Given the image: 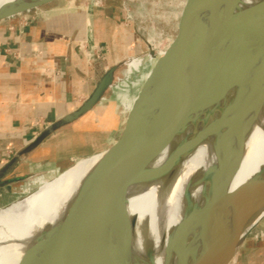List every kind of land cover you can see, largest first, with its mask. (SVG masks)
Instances as JSON below:
<instances>
[{"label":"water","instance_id":"1","mask_svg":"<svg viewBox=\"0 0 264 264\" xmlns=\"http://www.w3.org/2000/svg\"><path fill=\"white\" fill-rule=\"evenodd\" d=\"M54 0H11L0 8V21L28 12ZM238 0H184L175 35L159 51L147 48L150 72L126 114L115 142L84 179L76 196L82 199L83 185L93 180L85 208L72 207L70 214L46 231L28 248L19 264H107L118 259L119 249L127 244V202L130 186L147 182L156 168L149 160L163 139L190 121L198 105L217 106L234 118L252 111L264 95V51L243 59L218 58L243 26L232 30L220 43L214 39L223 25H209L219 9ZM264 8V0L260 6ZM143 53V52H142ZM149 57H152L151 59ZM121 62L109 67L87 98L72 112L49 124L28 147L39 143L59 127L90 111L112 87ZM218 121V122H217ZM212 126H224L214 120ZM221 128V127H220ZM235 134L237 124H234ZM223 128V136L228 133ZM238 158L229 166L219 165L211 172L206 203L199 211L186 212L171 232L175 261L168 264H229L241 242L199 243L195 256L187 233L189 219L234 206L264 203V176L258 172L243 185L231 189V176ZM213 172V173H212ZM186 193V192H185ZM123 264H132L126 258Z\"/></svg>","mask_w":264,"mask_h":264},{"label":"bare ground","instance_id":"2","mask_svg":"<svg viewBox=\"0 0 264 264\" xmlns=\"http://www.w3.org/2000/svg\"><path fill=\"white\" fill-rule=\"evenodd\" d=\"M9 1L0 0V8ZM262 2L238 0L225 7L214 23L223 25L214 42H222L237 27L243 26V30L225 50L214 53L215 57L238 60L264 51ZM135 59L139 58L127 61ZM214 120L225 121L226 127L212 126ZM223 128L233 129L227 138L223 136ZM103 153L91 155L94 157L59 181L0 208V264H19L25 251L61 223L72 207L85 208L93 180L83 185L82 199L76 194ZM237 158L231 189L243 185L258 172L264 176V95L251 112L235 118L220 107L198 105L184 128L174 127L149 160V166L156 168L151 180L132 185L128 190L127 244L119 249L117 262L107 264H123L126 258L132 264H168L169 253L174 262L172 229L186 212L204 207L210 171L218 165L229 166ZM263 216L264 203H260L190 218L187 233L193 235L191 245L195 256L200 254L201 241H210L215 246L241 242Z\"/></svg>","mask_w":264,"mask_h":264},{"label":"crops","instance_id":"3","mask_svg":"<svg viewBox=\"0 0 264 264\" xmlns=\"http://www.w3.org/2000/svg\"><path fill=\"white\" fill-rule=\"evenodd\" d=\"M44 6L0 21V188L49 167L73 168L67 159L57 163L67 153L57 148L56 138L94 107L28 147L49 124L77 109L104 72L124 59L119 53L128 50L130 26L121 15L106 37L96 15ZM145 64L129 62L126 79L113 86V98L125 111L136 99L131 86L139 79L129 73ZM49 179L38 177L35 192Z\"/></svg>","mask_w":264,"mask_h":264},{"label":"rangeland","instance_id":"4","mask_svg":"<svg viewBox=\"0 0 264 264\" xmlns=\"http://www.w3.org/2000/svg\"><path fill=\"white\" fill-rule=\"evenodd\" d=\"M184 0H54L45 4L44 8H56L62 12L78 11L96 15L101 28V34L109 37L113 34L110 25L121 15L123 23H128L129 42L125 54L119 53L121 65L115 73L112 87L105 93V99L100 100L91 112L71 125L63 134L56 138L57 148L67 153L64 159L57 163L70 161L72 169L47 168L43 171L13 181L0 188V207L22 199L38 187L36 179L44 177L39 189L48 186L53 181H59L90 158L109 148L119 136L128 111L113 98V86L126 79L127 59L136 57L146 61L147 48L159 51L166 46L175 35L180 17L181 4ZM226 6L218 10L209 25H214ZM117 23V21H116ZM126 34V33H125ZM127 35V34H126ZM127 35V36H128ZM85 45V44H84ZM120 47V46H119ZM116 46V50L119 49ZM94 48V47H93ZM122 48V47H121ZM119 51V50H118ZM143 52V53H142ZM152 58V57H150ZM139 60H141L139 58ZM148 63L145 68L132 69L129 76L139 75L136 84L131 86L136 97L140 85L150 72ZM141 81V82H140ZM134 102V101H133ZM84 157V158H82ZM82 158L81 160H78ZM54 177V178H53ZM235 262V263H234ZM264 264V216L241 242L229 264Z\"/></svg>","mask_w":264,"mask_h":264}]
</instances>
